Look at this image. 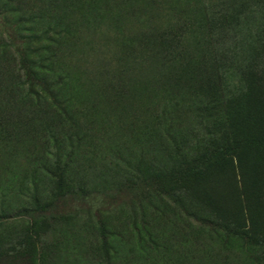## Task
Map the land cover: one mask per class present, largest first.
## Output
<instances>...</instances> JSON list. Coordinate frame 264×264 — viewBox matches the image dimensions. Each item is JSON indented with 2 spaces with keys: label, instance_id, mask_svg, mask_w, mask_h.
I'll list each match as a JSON object with an SVG mask.
<instances>
[{
  "label": "rangeland",
  "instance_id": "1",
  "mask_svg": "<svg viewBox=\"0 0 264 264\" xmlns=\"http://www.w3.org/2000/svg\"><path fill=\"white\" fill-rule=\"evenodd\" d=\"M216 1L0 0V264H264L188 186L221 121L264 133V81L179 45Z\"/></svg>",
  "mask_w": 264,
  "mask_h": 264
},
{
  "label": "trees",
  "instance_id": "2",
  "mask_svg": "<svg viewBox=\"0 0 264 264\" xmlns=\"http://www.w3.org/2000/svg\"><path fill=\"white\" fill-rule=\"evenodd\" d=\"M202 19L182 16L175 22L179 45L188 40L190 45L196 40L206 43L209 59H215L228 74L232 71L239 84L246 77L264 81V0H217ZM251 112L237 124L232 118L221 121L227 132L218 141L210 140L193 151L187 178L199 203L222 227L239 241L264 250V222L260 218L264 210V133L258 126L259 103ZM217 178L229 183L232 202L213 188ZM58 180L66 187L63 176Z\"/></svg>",
  "mask_w": 264,
  "mask_h": 264
}]
</instances>
